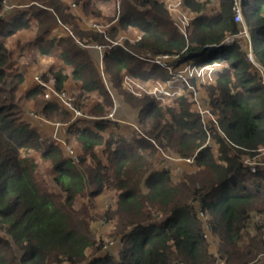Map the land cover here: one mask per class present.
I'll list each match as a JSON object with an SVG mask.
<instances>
[{"label": "trees", "instance_id": "16d2710c", "mask_svg": "<svg viewBox=\"0 0 264 264\" xmlns=\"http://www.w3.org/2000/svg\"><path fill=\"white\" fill-rule=\"evenodd\" d=\"M29 1L26 9L8 10L16 12L6 19L0 0V264H264V0H241L252 61L237 37L222 45L240 32L233 0H215L213 13L207 1L183 0L194 14L186 37L159 1L123 0L118 29L110 27L108 36L138 34L115 46L105 33L78 26L70 4L82 5L93 21L102 19L87 10L86 0ZM60 23L70 24L74 35L45 39ZM27 29L34 30L40 52L49 44L61 48L64 70L40 79L57 90L68 73L80 82L73 105L95 118L91 125L73 121L39 85L17 93L23 75L12 69L7 43ZM78 43L103 49L107 86ZM213 50L219 56L207 63L215 58L223 65L208 88L215 123L204 125L186 95L160 104L122 85L124 74L166 82L178 65ZM163 55L175 58L174 69L148 61ZM94 92L99 101L86 109ZM115 97L137 111L130 136L109 119ZM29 101L30 112L24 108ZM29 116L65 125V149ZM163 154L192 159L194 170L171 171ZM104 191L115 193L114 205L98 210ZM93 223L109 225L107 234L99 238ZM111 240L119 243L116 254L102 250Z\"/></svg>", "mask_w": 264, "mask_h": 264}, {"label": "rangeland", "instance_id": "374dc122", "mask_svg": "<svg viewBox=\"0 0 264 264\" xmlns=\"http://www.w3.org/2000/svg\"><path fill=\"white\" fill-rule=\"evenodd\" d=\"M157 1H159L160 3L163 4L164 9L169 14L172 25L175 27V29L178 33L179 32L182 33V30L184 29V25L181 22L182 16H187L191 20L194 18V14L190 13L185 7H182L183 0H157ZM197 1H200V2L207 1V3H208L207 8H206L207 12L213 13L216 11L215 0H197ZM20 2H21L20 4L25 5L26 7H29L31 5L29 0H20ZM85 2L92 6L91 8L86 7L88 11L92 12L93 14L100 13V16L102 14V19L101 20L96 19L97 21H93V23L101 24V26L102 25L106 26V24L108 25L109 28H107L106 30H103L105 32L104 37L108 36V33L111 32V30L113 29L110 27L114 26L116 29H118V17H119L118 13L119 12H118L117 7L119 5H121L123 0H86ZM81 6H78L76 4H70V8H72L73 11L68 9L72 13H74L75 11L77 13L80 12L76 22L81 21V19L83 21H85L84 20L85 15H84L83 11L81 10V8H82ZM10 12L11 11H9L5 14L8 16V15H10ZM87 20H88L89 26L92 27V24H93L92 21L90 22L89 19H87ZM78 22H77V24H78ZM243 22H244V19H243ZM60 24L63 25L64 28H66L68 35H72V34L74 35V30L71 29L72 27L70 26V24H68V23H60ZM177 27H178V29H177ZM239 28H240V30H242L241 24H240ZM94 31H98V30H96V28H95ZM119 33H120V31L116 32L115 37L113 39H111L110 36H108V38L111 39L112 46L116 45V43L121 44L124 41L134 42L137 39L138 31L136 29H132L130 31L126 30V31L121 32L120 34ZM237 39L240 40L241 46H243V48L245 50L249 49L248 47L250 45V39H248L246 37L239 36V35H238ZM98 54H100V53L98 52ZM217 56H219L218 50H213V51L207 52V54L202 56V57H198L197 59L193 58L191 61H189L187 63L192 62L191 65H193V68L191 69V71H194V72H192L191 74H190V72H187V74L183 75L182 79L175 81L173 84L171 83L172 81L170 82V80L168 82L167 81L162 82L159 80H149L146 82H141L142 83L141 87L138 90H136L133 85H126V87H127V89L134 91L133 95H135L136 97L139 98L142 96H148V97L153 98L156 102H158L160 104H170L171 102H173V100L176 97L186 95L188 102L190 103V105H192V104L194 105V106L193 105L192 106L194 107L195 110H196V107H195V103H194V96H196L195 99H197L199 101L200 105L206 106L208 108L209 107L208 106V102H209L208 93L210 91L208 88L214 84V77H215L214 73L217 71H220L221 67L223 66L222 63H219V61L216 62L217 60L215 58H218ZM100 57L101 56L99 55L97 68H98L99 72L102 74L103 65H101L102 60L100 59ZM211 57H215L212 60L214 63H212V64L207 63L208 61H211L210 60ZM14 59L15 58H13V60ZM174 59H175L174 57L165 58V59L161 58L160 61L163 64V66H160V67L161 68L167 67V68H169V70L174 69V68H171V66H173V64H174V62H173V61H175ZM148 61L153 64L152 60H148ZM202 62H204V64H201ZM187 63L178 65V67L175 68L177 70H175V69L174 70L175 71H179V70L182 71L185 68L184 66ZM205 63H207V64H205ZM101 66H102V69H101ZM149 68H150L149 66H146V69H149ZM200 68H203V69H200ZM174 70H171V73H174L175 72ZM258 71L261 72L259 68H258ZM171 73H170V76H171ZM102 75H104V73ZM103 78H104V76H103ZM192 79H193V81H191ZM156 89H157L156 94H157V96H159L160 101H157L154 96L149 94L150 92H152ZM165 91L174 93V96H172V97L164 96ZM135 93H137V94H135ZM203 117H204L203 118L204 125H207V123L209 121H211L212 119L215 120V117L213 115L208 116V114H206ZM30 118H34V117L30 116ZM38 119L41 120V117H39ZM38 122H36V123H38ZM42 122H44V121H42ZM130 127L132 128V129H130V133H132L133 130L135 129V126L134 127L130 126ZM215 127H217V124H215ZM207 133L209 136V132H207ZM208 143L211 144V148L215 152L216 145L212 143L211 139L209 140ZM67 150L70 152L69 149H67ZM100 153H101L100 150H98L99 155H100ZM162 158L164 161H166L165 164H167V167L171 171L174 169H175L174 172L178 171L179 169L183 170V171L186 170L188 172H191L192 170H194L193 161L188 163L185 159L177 158L176 156L166 155V154H163ZM113 195L114 196L108 200L107 204L104 203L103 201H100V198H97L96 199V206H97L98 210H103L107 206L113 205V202L115 199V193ZM95 227H96V229H95ZM102 227L105 228L104 232L106 233L110 226L106 225V224H100V223H96V224L93 223V225H92L94 232L97 234V236H99V238L103 237V236L98 234V230ZM110 242H113V245H112L113 248L115 247L116 249H119V243L117 242V240H111ZM109 249H110V247L107 250H109Z\"/></svg>", "mask_w": 264, "mask_h": 264}, {"label": "crops", "instance_id": "0c3cea01", "mask_svg": "<svg viewBox=\"0 0 264 264\" xmlns=\"http://www.w3.org/2000/svg\"><path fill=\"white\" fill-rule=\"evenodd\" d=\"M20 3H21L20 1L16 3L17 5V7L15 8L16 11L23 10L26 8L25 5H22ZM15 10H12L13 12L12 11L11 12L15 13L16 12ZM11 12H10V15L8 16L6 15V19H9L11 17L12 15ZM74 14L76 16H79L80 12L77 13L75 11ZM90 18L91 17L84 16L85 21H83L82 19L79 22L77 21L79 27L82 29L94 30L91 26H89L87 19H89V21L90 22L92 21L93 23V20ZM106 26L102 25L101 28L103 30H106L107 28H109L107 24ZM34 36H35L34 30L27 29L22 32H17L14 36H12L8 40V43H7L8 49L12 51L13 58H15L14 61L12 62V69L16 72H20L23 75V82L18 87V90H17V93L19 94H23L29 90L34 89L37 85L35 82L36 77L40 78V76L47 73L48 71L55 72L60 67L63 68L64 66V63L61 57V48L57 44H54V45L49 44L48 46L43 48V52H40V50H38V47L35 46L34 44ZM67 36H68V33L66 31V28H64V26L61 24H56L51 28L49 35L45 37V39L54 40L55 41L54 43H56L58 39L65 38ZM79 45L83 47L84 49H88L90 56L94 60V64L96 65V67H98L97 64L99 60V55L100 56L103 55L102 54L103 49H101L100 51L97 48H95V46L88 47V46H83L81 44ZM98 52L100 54H98ZM100 59L102 60L101 57ZM101 65H103V62L101 63ZM101 69H102V66H101ZM64 72L66 73L70 72L69 69L66 68V66H65ZM103 76L104 75H102V78ZM103 81L105 82V85L107 86V83L105 81V76L103 78ZM134 81H135L134 85L138 84L139 86H141L142 84L141 82L136 81V80ZM122 85L127 92L134 94V91L130 92V90L127 89L126 85L123 82H122ZM80 88H81V83L76 80H73L72 77H70L68 73L67 78L65 79L64 84H63V90L66 91V94L72 97V95L77 93ZM107 88L110 91H113L109 87ZM135 89L138 90V87H135ZM72 98L74 99V97ZM98 101H99V98L97 96V92H94V96L86 102V109L92 108L93 106H95V104ZM33 104L34 103L32 101L25 102L24 108L28 112H30L33 109ZM114 107H115V111H114L113 120L111 119L110 120L120 125L121 133L123 135L130 136L131 135L130 129H132L130 126L134 127L136 125L135 118L137 115V111L134 108H131L130 106L124 104V102L122 101L120 97L118 98L115 97ZM81 111H83V114L89 118H80L77 121H79L82 124L91 125L92 124L91 122L95 120V118L88 116L84 108ZM32 117L34 118H30V119H32L34 121V124L37 127H39V130L44 131L48 135L49 138H51L55 143H57L58 145H60L62 148L65 149L66 145L63 140L65 138V131H66L65 125L56 124L55 122L53 123H50L47 121L42 122L41 120L38 119L39 118L38 116L37 117L32 116ZM73 147L74 149L73 148L71 149L74 152L79 151V147L77 146V144L74 143ZM113 194L114 193L110 191H104L98 198H100V201H103L104 203L107 204L108 200L114 196ZM113 205H114V202H113ZM104 229H105L104 227L100 228L98 230V234L101 235L102 233H104ZM117 250L118 249H116L115 247L113 248L112 246L110 247L108 252H110L111 254H116Z\"/></svg>", "mask_w": 264, "mask_h": 264}, {"label": "built area", "instance_id": "2783aa9c", "mask_svg": "<svg viewBox=\"0 0 264 264\" xmlns=\"http://www.w3.org/2000/svg\"><path fill=\"white\" fill-rule=\"evenodd\" d=\"M3 6H4V9H5L4 10L5 12H8V10H10L11 8L16 7L15 5L12 4V0H3ZM232 10H233V13H234V17H233L234 18V22L236 24H238L239 26H240V24L242 25V30H240L238 35L242 36V37H246V38L249 39L245 23L243 22L241 0H233V8H232ZM181 22L184 25V29L182 30V34L186 37V34H187L186 33V29H187V27H188V25L190 23V18L187 17V16H182L181 17ZM101 27H102L101 24H97V23H93L92 24V28L93 29L96 28V30H98L99 32L105 33ZM238 35L228 38L226 41L223 42L222 45L228 46L229 44H231L233 42L235 37H238ZM95 48H97L98 50L101 51V47L96 46ZM248 48L249 49H247V51H248L247 56L252 61L250 45H249ZM161 58L165 59V58H172V57L168 56V55H163L161 57L155 58L154 60H152V62L154 64H156V65L163 66V64L160 61ZM191 64H192V62L187 63L184 66L185 68L182 71L179 70V71H175L174 73H171V76H170L171 79L169 78L170 82L172 81L171 83L173 84L175 81H178L179 79H182L183 75L187 74V72H190V74L192 72H194V71H191V69L193 68V65H191ZM164 68L169 70V68H167V67H164ZM200 69H203V68H200ZM35 82H36L37 85H39V86H41L43 88V92H44L43 96H44V98L48 99V100H54L57 103H59L63 108H65L67 111L70 112L73 121L78 120L80 118H89L86 115H84L81 110H79L76 107H74L73 98L70 97L68 94H66V91L57 90L55 87H53V86H51L49 84L43 83L39 77L35 78ZM122 82L125 85H133L134 87H138V89H140V87H141L138 84L134 85L135 81L133 79H131L127 74L122 75ZM156 92H157V89L152 91V92H150L149 94L154 96L157 101H160L159 100V96H157ZM164 96L172 97V96H174V93L165 91L164 92ZM195 98H196V96H194V103H195L196 111L200 115L202 123L204 124V121H203L204 117L203 116L206 115V114H208V116H212V113H211L210 109L207 108L206 106H201L199 101L197 99H195ZM114 111H115V108L112 110L111 114L109 115V119H113ZM41 121H45V120L41 119ZM211 121H213L215 123L214 119H212ZM185 160L188 163H190L192 161V159H185ZM247 164L250 167V171L254 172L255 171L254 163L251 162V161H248ZM112 245H113V242H109L107 245H105L102 248V250H107Z\"/></svg>", "mask_w": 264, "mask_h": 264}, {"label": "clouds", "instance_id": "9594fccd", "mask_svg": "<svg viewBox=\"0 0 264 264\" xmlns=\"http://www.w3.org/2000/svg\"><path fill=\"white\" fill-rule=\"evenodd\" d=\"M117 44H119V43H117ZM117 44H116V45H117ZM114 46H115V45H114ZM111 120H113V119H111Z\"/></svg>", "mask_w": 264, "mask_h": 264}]
</instances>
